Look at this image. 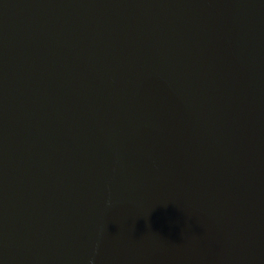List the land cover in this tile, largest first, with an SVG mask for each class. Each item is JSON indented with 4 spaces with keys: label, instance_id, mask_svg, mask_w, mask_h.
<instances>
[{
    "label": "water",
    "instance_id": "obj_1",
    "mask_svg": "<svg viewBox=\"0 0 264 264\" xmlns=\"http://www.w3.org/2000/svg\"><path fill=\"white\" fill-rule=\"evenodd\" d=\"M0 264H264V0H0Z\"/></svg>",
    "mask_w": 264,
    "mask_h": 264
}]
</instances>
